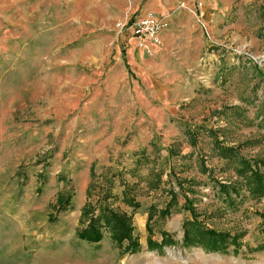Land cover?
I'll return each instance as SVG.
<instances>
[{"label":"rangeland","instance_id":"obj_1","mask_svg":"<svg viewBox=\"0 0 264 264\" xmlns=\"http://www.w3.org/2000/svg\"><path fill=\"white\" fill-rule=\"evenodd\" d=\"M148 1L0 0V264H264V195L215 148L264 160V0L232 2L215 40L204 4L195 63L131 64L117 24ZM104 209L130 237H79ZM193 221L240 248L188 245Z\"/></svg>","mask_w":264,"mask_h":264},{"label":"crops","instance_id":"obj_2","mask_svg":"<svg viewBox=\"0 0 264 264\" xmlns=\"http://www.w3.org/2000/svg\"><path fill=\"white\" fill-rule=\"evenodd\" d=\"M175 1L176 0H149V3L145 5L146 9H148H145V12H154L159 18H166L167 21V26L161 34L162 44L153 45L152 50L154 54L157 53L159 55H163V57L170 53L174 55L173 51H176L178 55L177 57L174 55L173 58H176L178 61L177 64L179 65H184V61L185 64H188L189 62L195 63L196 60H198L197 55L199 54L200 49L202 50V47H204L202 44L204 43V39L208 42L207 37L205 36L206 33L203 32V27L196 17L197 6L192 5V0L187 2H184V0H177L178 3ZM182 2H184L185 5L179 7V4ZM201 2L205 4L207 9L212 11V14H209L208 16L206 24L208 25V33L211 38L215 40L213 33L219 29V26L224 24V21H227L233 10L231 8L232 2L234 3L235 0H231V2L230 0H201ZM227 2H230L231 4ZM129 36L131 37V35ZM131 38L132 39L127 46L129 50L126 58L131 64L136 63L138 65L135 59V54L138 47L142 51L143 48L139 46L138 39L133 37ZM123 79L126 80L124 76L119 80ZM0 207L2 206L0 205ZM4 209V213L6 214V207H4Z\"/></svg>","mask_w":264,"mask_h":264},{"label":"trees","instance_id":"obj_3","mask_svg":"<svg viewBox=\"0 0 264 264\" xmlns=\"http://www.w3.org/2000/svg\"><path fill=\"white\" fill-rule=\"evenodd\" d=\"M215 148L219 151L221 157L228 158L229 160H237L243 165V167L239 169V175L245 176L246 185L250 190L251 196L254 199H260L264 195V173L260 170V164L264 165V160H256L255 163H251L249 159L240 154V150H238L237 147L225 145L218 139V137L215 139ZM236 186L237 182L234 183V185L232 183L229 185H221L222 190L226 193H229L230 189L238 192L239 188ZM190 205L191 203L187 204L186 206L189 207ZM107 212V209H104L102 213L103 215L101 214L97 218L90 219L89 226L83 231L79 232V237L83 240H87L90 243H97L103 237V234L101 233V228L103 226L106 229H112L113 237L119 242H122L125 238L130 237L128 231L129 229L125 224V217ZM261 215L264 218V214ZM104 219L105 223L103 224L101 223V220ZM188 227L189 228L186 231L185 237L188 245L201 244L208 251L212 252H224L230 244H234L240 248L239 241L241 236L239 237L236 235L232 237L227 233H221L216 232L215 230L207 229L202 225V223L198 221L188 223Z\"/></svg>","mask_w":264,"mask_h":264},{"label":"built area","instance_id":"obj_4","mask_svg":"<svg viewBox=\"0 0 264 264\" xmlns=\"http://www.w3.org/2000/svg\"><path fill=\"white\" fill-rule=\"evenodd\" d=\"M203 7V3L197 4L196 17L200 23L204 15L201 12ZM201 25L203 24L201 23ZM166 26V18H159L154 12H148L141 17L127 19L117 24L120 33H130L139 40V46L148 54L151 53L153 45L162 44L161 34Z\"/></svg>","mask_w":264,"mask_h":264}]
</instances>
